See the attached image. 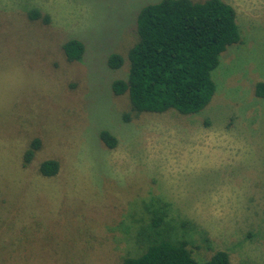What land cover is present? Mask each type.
<instances>
[{"label": "rangeland", "instance_id": "obj_1", "mask_svg": "<svg viewBox=\"0 0 264 264\" xmlns=\"http://www.w3.org/2000/svg\"><path fill=\"white\" fill-rule=\"evenodd\" d=\"M156 1L0 0V264H119L145 250L147 204L194 258L264 264V0H224L241 39L202 110L133 113L110 82L128 71L137 12ZM69 38L84 43L80 60L64 57ZM45 160L54 175L39 173Z\"/></svg>", "mask_w": 264, "mask_h": 264}, {"label": "trees", "instance_id": "obj_2", "mask_svg": "<svg viewBox=\"0 0 264 264\" xmlns=\"http://www.w3.org/2000/svg\"><path fill=\"white\" fill-rule=\"evenodd\" d=\"M39 15L32 11L29 16ZM133 34L136 41L127 52L128 71L124 78L110 82L114 95H127L133 113L174 110L190 115L202 110L214 93L212 72L221 53L241 39L236 12L224 0H158L145 4L137 12ZM60 48L68 61L80 60L85 52L84 43L77 38L67 39ZM123 61L117 53L106 58L107 66L114 70ZM256 88L258 95H264V84ZM98 137L108 148L116 144L106 129L100 130ZM38 147V140H32L24 154L26 162ZM57 169L55 160L39 165L43 176H52ZM145 209H151L149 223L140 231L145 237V250L123 258L119 264H230L224 250L213 252L207 260L194 258L188 242L167 223L166 210L150 204Z\"/></svg>", "mask_w": 264, "mask_h": 264}, {"label": "crops", "instance_id": "obj_3", "mask_svg": "<svg viewBox=\"0 0 264 264\" xmlns=\"http://www.w3.org/2000/svg\"><path fill=\"white\" fill-rule=\"evenodd\" d=\"M235 10V9H234ZM236 12V11H235Z\"/></svg>", "mask_w": 264, "mask_h": 264}]
</instances>
